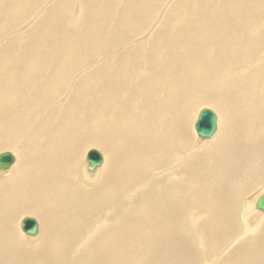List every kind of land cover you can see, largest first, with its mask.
<instances>
[{
    "label": "bare ground",
    "instance_id": "bare-ground-1",
    "mask_svg": "<svg viewBox=\"0 0 264 264\" xmlns=\"http://www.w3.org/2000/svg\"><path fill=\"white\" fill-rule=\"evenodd\" d=\"M48 2L0 0L37 7L0 37V264H264V0Z\"/></svg>",
    "mask_w": 264,
    "mask_h": 264
},
{
    "label": "water",
    "instance_id": "water-1",
    "mask_svg": "<svg viewBox=\"0 0 264 264\" xmlns=\"http://www.w3.org/2000/svg\"><path fill=\"white\" fill-rule=\"evenodd\" d=\"M217 114L214 110L204 107L199 111L195 121V130L199 137L210 138L217 130ZM16 160L15 155L11 151L0 152V169H8ZM87 168L93 170L103 161L102 153L95 148L88 151L86 155ZM256 208L264 212V192L258 196ZM22 230L30 235L35 236L39 232V222L35 217L25 216L21 222Z\"/></svg>",
    "mask_w": 264,
    "mask_h": 264
},
{
    "label": "crops",
    "instance_id": "crops-1",
    "mask_svg": "<svg viewBox=\"0 0 264 264\" xmlns=\"http://www.w3.org/2000/svg\"><path fill=\"white\" fill-rule=\"evenodd\" d=\"M52 4H53V2H52ZM80 5V4H79ZM36 6H35V4H33V3H31L30 4V6H28V8H27V10H26V12H24V13H20L19 14V17L15 14V17L13 16V18L12 19H8V21L6 22L8 25H5L4 26V28L2 27V29H0V37L2 38H5L6 37V35H7V33L8 32H11L12 31V29L13 30H16V28H18V29H25V26H27L30 22H31V20H32V18L31 17H29V16H27V15H29L30 13H32L33 12V10H34V8H35ZM37 8V7H36ZM22 14V15H21ZM24 15V16H23ZM18 18V19H17ZM25 18V19H24ZM27 21H30V22H28L27 23ZM2 23H1V25H3V24H5L4 23V21H1ZM10 22H11V25H10ZM21 23H23V24H21ZM14 24H16V25H14ZM1 25H0V27H1ZM22 25V26H21ZM25 25V26H24ZM12 26V27H11ZM16 26V28H14ZM21 26V27H20ZM20 27V28H19ZM4 29V30H3ZM21 31V30H20ZM3 34H5L4 36H3ZM11 37V36H10ZM9 38V37H8ZM5 151H8V150H5ZM3 152V151H2Z\"/></svg>",
    "mask_w": 264,
    "mask_h": 264
},
{
    "label": "rangeland",
    "instance_id": "rangeland-1",
    "mask_svg": "<svg viewBox=\"0 0 264 264\" xmlns=\"http://www.w3.org/2000/svg\"><path fill=\"white\" fill-rule=\"evenodd\" d=\"M49 2L48 3H52V1L53 0H48ZM115 7H114V4H112V9H114ZM110 10V9H109ZM204 107H208V108H211V109H213L214 111L216 110L214 107H211V106H209V105H202V106H200L199 108H198V111H197V116H198V113H199V111L202 109V108H204ZM197 136V135H196ZM198 140H199V137H198ZM91 148H97V149H99L100 151H101V149L99 148V147H97V146H90L87 150H86V152H85V157H84V161H85V164H87V162H86V153L88 152V150L89 149H91ZM5 150H9L8 148L7 149H1L0 150V152H2V151H5ZM9 151H11V150H9ZM254 190L251 192L252 194L250 195V198L252 197H255L256 198V196L258 195V194H260L263 190H264V183L263 184H261V185H258V186H256V187H254L253 188ZM260 212V211H259ZM25 216H32V215H28V214H26V215H23L22 217H21V219L23 218V217H25ZM33 217V216H32ZM35 218H36V216H34ZM21 219H20V221H21ZM20 224H21V222H20ZM20 231H21V233L25 236V237H29V235L28 234H26L25 232H23L22 231V229H21V225H20ZM25 233V234H24ZM258 235V233H256L255 234V236H257ZM31 237V236H30ZM252 236H246V238L245 239H248V238H251ZM254 237V236H253Z\"/></svg>",
    "mask_w": 264,
    "mask_h": 264
}]
</instances>
